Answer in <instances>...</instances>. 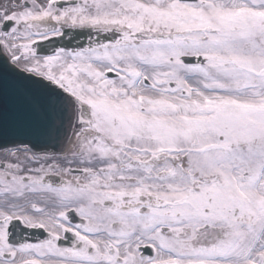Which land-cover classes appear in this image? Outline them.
Wrapping results in <instances>:
<instances>
[{
	"label": "snow or ice",
	"instance_id": "6c2138e0",
	"mask_svg": "<svg viewBox=\"0 0 264 264\" xmlns=\"http://www.w3.org/2000/svg\"><path fill=\"white\" fill-rule=\"evenodd\" d=\"M0 264H264V0L0 4Z\"/></svg>",
	"mask_w": 264,
	"mask_h": 264
},
{
	"label": "bare ground",
	"instance_id": "6f19581e",
	"mask_svg": "<svg viewBox=\"0 0 264 264\" xmlns=\"http://www.w3.org/2000/svg\"><path fill=\"white\" fill-rule=\"evenodd\" d=\"M7 3V0H0V4Z\"/></svg>",
	"mask_w": 264,
	"mask_h": 264
}]
</instances>
